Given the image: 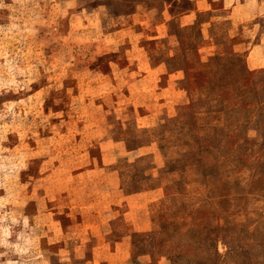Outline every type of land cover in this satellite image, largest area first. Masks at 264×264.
<instances>
[{
  "label": "rangeland",
  "instance_id": "374dc122",
  "mask_svg": "<svg viewBox=\"0 0 264 264\" xmlns=\"http://www.w3.org/2000/svg\"><path fill=\"white\" fill-rule=\"evenodd\" d=\"M206 3L0 0V264H264V0Z\"/></svg>",
  "mask_w": 264,
  "mask_h": 264
},
{
  "label": "crops",
  "instance_id": "0c3cea01",
  "mask_svg": "<svg viewBox=\"0 0 264 264\" xmlns=\"http://www.w3.org/2000/svg\"><path fill=\"white\" fill-rule=\"evenodd\" d=\"M194 4L196 8L194 7L192 11L188 10L184 12V14L180 15L179 19H185L190 15L194 16V14L197 11L207 9L206 0H194ZM257 48L258 47L256 45H252L251 47H248L245 50V54L243 57L247 65L249 64L250 68L254 70H260L264 68V55L260 56L259 53L257 52ZM159 67L161 66L158 65L156 67L149 68L148 73L143 74V76L142 74H139V76L142 78L141 80H138L141 83L144 84L146 83L147 85H149L150 88H152L150 89V91L155 96L152 97L147 94L142 95V99L144 100L142 106H144V108L147 107L151 109L149 110L148 113H145L143 115V118H150L151 120L155 119L154 117L155 114H162L163 112L168 113L169 111L173 110L177 106L184 103L177 80H171V78L178 76L179 71L175 70L173 72L165 73V71L161 67V71L158 72ZM162 75H167V78L165 80L161 79ZM137 83L138 82H133L132 85H136ZM158 96L162 98H159ZM112 183L114 184L113 181L109 183L104 182L103 183L104 185L102 186H105V188L102 189H104L106 192L104 191L101 193L102 197L98 196V198L94 199L92 205L96 207V211H95V207L93 208V211H95L97 214V215L93 214L94 219H99L100 217H104L105 216L104 213L110 211V207L108 205L109 203L116 205L124 204L126 208L131 209L133 207L138 208L140 206H144L146 205V202L149 200L148 193H137V194H130L124 196L123 194H120V190L118 187L119 185L117 183L116 185H112ZM109 185L115 189V191L112 192L111 194L109 192L111 190V187ZM120 196L121 199H118ZM134 213H137V211H134Z\"/></svg>",
  "mask_w": 264,
  "mask_h": 264
}]
</instances>
